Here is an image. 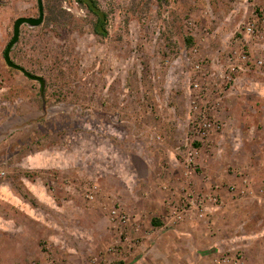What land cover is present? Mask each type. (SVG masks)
<instances>
[{
    "label": "rangeland",
    "instance_id": "374dc122",
    "mask_svg": "<svg viewBox=\"0 0 264 264\" xmlns=\"http://www.w3.org/2000/svg\"><path fill=\"white\" fill-rule=\"evenodd\" d=\"M43 2L42 93L0 0V264H264V0Z\"/></svg>",
    "mask_w": 264,
    "mask_h": 264
},
{
    "label": "water",
    "instance_id": "95a60500",
    "mask_svg": "<svg viewBox=\"0 0 264 264\" xmlns=\"http://www.w3.org/2000/svg\"><path fill=\"white\" fill-rule=\"evenodd\" d=\"M38 3V10H39V16H21L16 19L13 27V37L8 43L5 52H4V58L9 67L15 68L17 70L22 71L24 74H26L29 78L39 81L42 84V93L44 92L46 80L36 74H32L29 72L24 66L16 63L12 57H11V51L13 47L18 43L21 35V28L24 24H28L30 26H39L43 23L45 18V6L43 0H37Z\"/></svg>",
    "mask_w": 264,
    "mask_h": 264
},
{
    "label": "trees",
    "instance_id": "16d2710c",
    "mask_svg": "<svg viewBox=\"0 0 264 264\" xmlns=\"http://www.w3.org/2000/svg\"><path fill=\"white\" fill-rule=\"evenodd\" d=\"M80 5L86 7L95 17L94 30L96 34L106 37L108 35V15L99 6L98 0H77ZM189 43L192 44L193 39H188ZM117 264H124L119 262Z\"/></svg>",
    "mask_w": 264,
    "mask_h": 264
},
{
    "label": "built area",
    "instance_id": "2783aa9c",
    "mask_svg": "<svg viewBox=\"0 0 264 264\" xmlns=\"http://www.w3.org/2000/svg\"><path fill=\"white\" fill-rule=\"evenodd\" d=\"M261 62H262V61H261ZM207 125H208V124H205V127H207ZM220 262H221V261H220V259H219V260H218V264H220Z\"/></svg>",
    "mask_w": 264,
    "mask_h": 264
},
{
    "label": "crops",
    "instance_id": "0c3cea01",
    "mask_svg": "<svg viewBox=\"0 0 264 264\" xmlns=\"http://www.w3.org/2000/svg\"><path fill=\"white\" fill-rule=\"evenodd\" d=\"M245 258V257H244ZM219 260V259H218ZM218 260L216 262H218ZM220 264H222V262H220Z\"/></svg>",
    "mask_w": 264,
    "mask_h": 264
}]
</instances>
